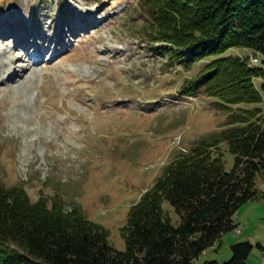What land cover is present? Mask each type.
<instances>
[{"label":"rangeland","instance_id":"rangeland-1","mask_svg":"<svg viewBox=\"0 0 264 264\" xmlns=\"http://www.w3.org/2000/svg\"><path fill=\"white\" fill-rule=\"evenodd\" d=\"M147 23L141 0H0V186L21 187L32 202L78 208L118 251L131 205L165 166L226 129L216 99L181 94L214 57L183 68L151 50L142 35ZM251 55L264 70V57L250 49L224 54ZM253 83L260 90L264 80ZM236 107L263 109L264 102ZM227 146L219 149L231 169ZM256 188L264 193L262 175ZM163 208L177 225L172 208ZM233 224L193 264L224 263L239 242L252 245L246 264H264V200L242 205Z\"/></svg>","mask_w":264,"mask_h":264},{"label":"trees","instance_id":"trees-1","mask_svg":"<svg viewBox=\"0 0 264 264\" xmlns=\"http://www.w3.org/2000/svg\"><path fill=\"white\" fill-rule=\"evenodd\" d=\"M141 2L148 15L142 35L151 50L168 53L187 70L214 57L184 81L181 94L216 99L226 129L176 156L131 205L121 229L124 251L115 250L108 233L78 208L32 202L23 188L0 186V264H193L236 229L242 205L264 200L256 188L258 175L264 177V108L236 107L264 102V83L260 90L253 83L264 80V70L250 67L249 57L224 56L245 48L264 57V0ZM224 143L234 156L231 169L219 149ZM251 249L249 242L233 244L231 258L221 264H246Z\"/></svg>","mask_w":264,"mask_h":264},{"label":"bare ground","instance_id":"bare-ground-1","mask_svg":"<svg viewBox=\"0 0 264 264\" xmlns=\"http://www.w3.org/2000/svg\"><path fill=\"white\" fill-rule=\"evenodd\" d=\"M16 43H18V39H17ZM33 45H34V44H33ZM35 47H37V46H35ZM31 48H33V47L31 46ZM34 51H36V48L34 49ZM34 51H33V52H34ZM33 52H32V53H33ZM25 53H27V54H32V53H30V52L28 53V50L25 51ZM254 59L256 60V63H257V59H256V58H252L251 61H250V63H252V64H256V63L253 62ZM39 60H40V59L36 60V62L39 61ZM11 72H12V71H11Z\"/></svg>","mask_w":264,"mask_h":264},{"label":"crops","instance_id":"crops-1","mask_svg":"<svg viewBox=\"0 0 264 264\" xmlns=\"http://www.w3.org/2000/svg\"><path fill=\"white\" fill-rule=\"evenodd\" d=\"M260 249H262L261 247H259Z\"/></svg>","mask_w":264,"mask_h":264}]
</instances>
